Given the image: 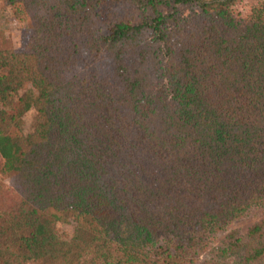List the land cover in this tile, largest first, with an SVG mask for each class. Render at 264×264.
Returning a JSON list of instances; mask_svg holds the SVG:
<instances>
[{
	"label": "trees",
	"instance_id": "16d2710c",
	"mask_svg": "<svg viewBox=\"0 0 264 264\" xmlns=\"http://www.w3.org/2000/svg\"><path fill=\"white\" fill-rule=\"evenodd\" d=\"M238 1L2 0L29 32L0 48V264L264 262V0Z\"/></svg>",
	"mask_w": 264,
	"mask_h": 264
},
{
	"label": "rangeland",
	"instance_id": "374dc122",
	"mask_svg": "<svg viewBox=\"0 0 264 264\" xmlns=\"http://www.w3.org/2000/svg\"><path fill=\"white\" fill-rule=\"evenodd\" d=\"M249 0H239L235 4V8L244 11ZM28 21L25 17L19 16L15 11L5 5L0 0V48L12 47L20 49L28 36ZM28 84L22 87V90L28 88ZM34 112L30 109L22 115V129L23 132H28L31 128ZM1 161V160H0ZM9 184V179L0 174V188ZM260 215L244 216L236 219L228 227L226 231L217 233V239L222 238L227 231H234L237 234H243L249 226L259 219ZM55 229L61 236L67 238L71 235L72 221L70 217L66 222H56ZM264 235V227H263ZM261 264H264L262 261Z\"/></svg>",
	"mask_w": 264,
	"mask_h": 264
}]
</instances>
